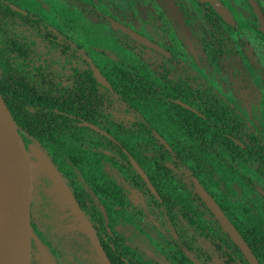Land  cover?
I'll list each match as a JSON object with an SVG mask.
<instances>
[{
	"label": "trees",
	"instance_id": "trees-1",
	"mask_svg": "<svg viewBox=\"0 0 264 264\" xmlns=\"http://www.w3.org/2000/svg\"><path fill=\"white\" fill-rule=\"evenodd\" d=\"M36 6L29 0H0V96L34 162L28 212L38 238L58 264H194L187 253L202 264H218L217 255L231 242L203 208L191 177L216 186L220 159L234 152L239 160L254 154L264 162L262 115L222 97L188 54H177L175 65L151 67L139 59L126 66L104 51L99 56L86 52L61 22L46 18ZM90 65L109 88L96 81ZM249 69L252 86L264 90V70ZM75 143L87 144L81 152L97 163L94 171L111 180L117 194L112 211L98 210L83 175L72 165L65 149ZM34 150L49 160L69 190L82 191L78 205L85 223L38 166ZM232 210L264 264V206L254 211L236 203ZM226 255L238 264L233 248Z\"/></svg>",
	"mask_w": 264,
	"mask_h": 264
},
{
	"label": "flooded vegetation",
	"instance_id": "flooded-vegetation-1",
	"mask_svg": "<svg viewBox=\"0 0 264 264\" xmlns=\"http://www.w3.org/2000/svg\"><path fill=\"white\" fill-rule=\"evenodd\" d=\"M74 2L88 19L92 17L94 18L93 20H96L97 24L105 23L107 25L108 45L110 46L108 48L110 50L121 48L127 53L132 52L136 54L133 57V60L136 58L134 61H129L128 59L126 62H123L126 66L133 65L139 59L151 67L161 64L168 66L175 65L178 55L185 58L184 55L188 54V57L192 58L193 63L199 64L200 66L202 64L206 65L208 59H212L211 63L220 61L224 66L231 67L234 70H240L243 74V81L239 83L242 96L240 101H236L237 104L233 102L248 111L256 112V115H258L260 110H257L255 104L250 102L251 97L256 98L257 89L252 86L253 83L251 84V82L253 80L245 70L251 67L264 70V35L260 32L258 18V14H260L264 20V0H74ZM214 4L218 5L221 11H218ZM13 9L22 14L29 15L27 11H23L17 7H13ZM243 18L245 19L243 20ZM60 22L70 33L71 30L66 21ZM241 25L244 26V29L241 28ZM245 30H248V32H244ZM72 39L77 43L73 37ZM140 40H143L145 43ZM93 50H98V48H94ZM93 50H90V52L97 53L93 52ZM90 66L93 75L94 70L99 71L94 65ZM224 86L226 85H221L222 90L218 91L217 89V91L220 92L222 97L227 98V95H230V88ZM228 99L231 100V98ZM262 105L263 103L261 101V107ZM86 124L89 123H84V126L90 128ZM96 128L98 129H90L95 133L107 136V133L99 127ZM155 135L156 137L159 136L158 134ZM231 139L236 144H240L235 137H231ZM261 141L264 144V141ZM26 143L25 146L28 145ZM167 146L165 147L170 149L168 144ZM70 149H74V151L69 153ZM82 149H87V144L80 145V143H75L71 145V148L68 147V149H65V152H68L69 158L73 163L72 165L77 170H79L78 159L87 158L81 152ZM35 151L40 152L34 150L33 155ZM28 155L31 154L28 153ZM256 159L257 157H254V154L245 155V157L240 159L242 162L239 163L240 160L237 159L236 153L234 152L227 159H220L223 167L222 171L219 172L220 174H216V186L209 185L208 181L204 178L202 184L195 177H191V182L195 193L203 203V208L205 207L212 214L207 204L197 193L194 180L198 181L203 190L213 199L228 221L238 231L257 264H263L258 260L255 250L252 249V246L243 237L235 219L230 215L233 211L232 206L236 203L244 205L246 208H251L254 211L262 210L264 206V162L263 160L256 161ZM29 160L31 163H34L31 159ZM63 171L66 174L69 173V170L66 168ZM143 173L145 174L144 171ZM94 174L99 175L97 180L110 185L111 188L106 193L101 191L100 185H96L95 182L82 176L84 183L98 203V210L103 207L110 212L114 207L113 184L108 177H104L96 171ZM145 176L153 190L140 177L150 191L154 195H157L146 174ZM64 184L69 190L67 184L65 182ZM69 192L77 205L78 202L81 203L82 191L78 190L75 192L71 189ZM215 193H221V196L216 197ZM85 196L87 198L86 201H88L87 194ZM78 207L81 211L79 205ZM215 221L218 223L216 219ZM219 226L221 227L220 224ZM221 229L228 236L222 227ZM228 238L231 245L227 248L223 246L222 251H220V256L226 257L227 263L232 264L231 258L226 255V252L231 253V248H233L236 255L235 260L238 264H250L241 249L233 243L229 236ZM49 250L52 252L51 249ZM187 256L191 259L188 253ZM218 264H220L219 261Z\"/></svg>",
	"mask_w": 264,
	"mask_h": 264
},
{
	"label": "rangeland",
	"instance_id": "rangeland-1",
	"mask_svg": "<svg viewBox=\"0 0 264 264\" xmlns=\"http://www.w3.org/2000/svg\"><path fill=\"white\" fill-rule=\"evenodd\" d=\"M29 2L32 5H38L36 6V10L40 14L44 15L46 18H54L59 22L66 21L67 25L71 30L70 33L72 37L87 52L91 53L90 50L98 48V50H93V52H97V56L102 55L101 53L103 52L101 51H104L105 54H111L112 56L117 57L119 61H127L128 59L129 61H133V56L123 51L121 48L111 50L108 48L110 46L108 45L109 40L107 25L105 23L97 24L96 20H93L94 18L92 17L91 19H88L85 16L84 12L80 11L79 7L76 5L75 2L70 0H29ZM244 19L245 18H243V20ZM242 26L243 25H241V28L244 29V26ZM244 32H248V30H245ZM260 56L263 57L262 54H260ZM92 58L95 59L96 57L92 55ZM211 61L212 59H208L207 64H202V66L196 64L198 68H200V70L202 71L203 78H205L209 84L216 87L219 91L222 90L221 85H226L230 88V95L227 96L231 98L235 103L236 101H240L242 93L239 89V83L243 81L242 72L240 70H234L231 69V67L224 66L220 61L212 63ZM246 70L252 77V74L250 73L251 69L247 68ZM247 71L246 73H248ZM261 101L263 103L262 107ZM250 102L255 104L257 110H260L258 112V116L261 114V119L262 121H264V90L257 89L256 98L251 97ZM30 164L32 166L33 163L30 162ZM95 167H97V163H95L93 160L91 161L89 158L78 159V168L81 172V175L95 182L96 185H100L101 191L103 193H106L107 190H109L111 187L109 184H104L102 181L97 180L99 178V175L94 174ZM30 171L31 173H29V177H34L32 167H30ZM116 197L117 194L115 189L113 188V200H117ZM118 201L121 204V200ZM26 223L28 224L27 218ZM27 224L25 226H27ZM26 229L27 239L25 243V250L27 254L28 264H58L52 252H50V250L43 243V241L38 238L35 229L32 227V225L30 224V227L27 226ZM19 238L22 247L23 240L25 238L23 228L21 230ZM217 259L220 264H231L229 262L227 263L226 257H221L220 255H217Z\"/></svg>",
	"mask_w": 264,
	"mask_h": 264
},
{
	"label": "water",
	"instance_id": "water-1",
	"mask_svg": "<svg viewBox=\"0 0 264 264\" xmlns=\"http://www.w3.org/2000/svg\"><path fill=\"white\" fill-rule=\"evenodd\" d=\"M214 6L218 11H221L218 5L214 4ZM258 18L260 24V32L264 35V20L260 14H258ZM140 41L144 42L143 40ZM94 75L96 80L102 86L107 88L110 87L109 83L100 74L99 71L94 70ZM177 103H179L180 105L186 108H189L187 105H184L181 102H177ZM86 125L89 126L90 128L96 130L98 129L92 125L89 124ZM157 137L162 144L168 147L161 137L159 136ZM0 141L3 143L7 152L9 153V157L11 158V162L13 165V174H14L13 190H12V195L8 209V219L3 228V240L9 242L11 239L18 237L23 228V231L25 233V238L22 244V254L24 256L25 263L28 264L27 254L25 250V243L27 239L26 228L27 226L30 227L28 201L30 198L29 182L31 177H29L30 176L29 173H31L30 171L31 164L28 153L26 152L25 146L23 144V141L19 133L17 132L11 114L8 111L1 96H0ZM34 155L38 161L39 164L38 166L48 177V179L52 181V183L55 185L57 192L61 195L62 198L66 200L68 206L75 212L76 217L80 219L81 222L85 223L86 222L85 216L80 211L77 203L75 202L73 196L67 189L59 173L54 169L52 164L46 159V157L43 154L35 151ZM131 163L134 169L137 171V173L147 182L148 186L152 189V187L149 185L147 181L145 174L136 164V162L133 159H131ZM194 184L197 193L199 194L201 199L207 204L213 216L221 225V227L224 229V231L228 234V236L233 241V243L241 249L242 253L244 254L245 258L248 260L250 264H257L248 246L246 245V243L244 242L238 231L234 228V226L228 221L225 215L221 212L217 204L203 190L202 186L198 183L197 180H194ZM26 218L28 220V224L26 223ZM26 224L27 226H25ZM91 243L96 248L98 249L100 248L96 238L93 236L91 237ZM190 258L195 264H200L194 258L192 257Z\"/></svg>",
	"mask_w": 264,
	"mask_h": 264
},
{
	"label": "bare ground",
	"instance_id": "bare-ground-1",
	"mask_svg": "<svg viewBox=\"0 0 264 264\" xmlns=\"http://www.w3.org/2000/svg\"><path fill=\"white\" fill-rule=\"evenodd\" d=\"M13 165L9 153L0 141V264H26L19 236L9 242L3 240V228L13 190Z\"/></svg>",
	"mask_w": 264,
	"mask_h": 264
}]
</instances>
